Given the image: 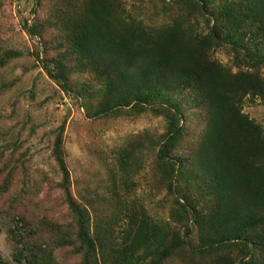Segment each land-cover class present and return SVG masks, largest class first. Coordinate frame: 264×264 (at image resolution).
Masks as SVG:
<instances>
[{
    "label": "trees",
    "instance_id": "trees-1",
    "mask_svg": "<svg viewBox=\"0 0 264 264\" xmlns=\"http://www.w3.org/2000/svg\"><path fill=\"white\" fill-rule=\"evenodd\" d=\"M30 1L22 20L40 42L35 65L86 118L161 117L164 132L129 137L112 151L116 172L101 186L110 209L97 211L73 196L66 121L53 130L47 151L75 222L58 225L40 209L24 214L27 196L44 186L10 193L19 176L42 170L29 150L21 153L16 127L0 129V199L8 196L0 214L22 224L8 231L13 262L64 264L56 252L71 248L77 264H264V125L243 113L247 101L264 105V0ZM23 57L2 41L0 72ZM145 145L151 162L142 181L168 206L166 222L133 199ZM0 264L13 263L0 252Z\"/></svg>",
    "mask_w": 264,
    "mask_h": 264
},
{
    "label": "rangeland",
    "instance_id": "rangeland-1",
    "mask_svg": "<svg viewBox=\"0 0 264 264\" xmlns=\"http://www.w3.org/2000/svg\"><path fill=\"white\" fill-rule=\"evenodd\" d=\"M10 1L0 0V44L2 41L12 43L22 51L24 57L0 72V129L8 132L16 127V133L19 131L21 141L25 143L21 153L29 150L34 170H42L41 174L36 173L29 179L23 175L19 176L14 181L10 193L19 197L25 188L29 189L32 185L44 186L34 191L35 196L30 194L27 196L32 199L31 206L28 205L32 210L24 213L26 217L40 209L44 213L42 215L48 214L46 217L49 222L54 220L58 225H73L74 220L66 215L68 211L62 193L56 188L60 178L47 151L50 141L47 136L66 121L65 148L74 181L73 196L88 209L92 206L97 211H102L110 209V205L101 198L107 193L101 186L107 179L109 171L116 172L112 151L123 146L129 137L144 136L157 140L163 135L164 120L161 117L142 116L132 121L118 119L103 124L86 118L80 104L61 93L35 65L31 52L40 46V42L25 34L23 24L26 20H22L30 15L32 1L12 0V5ZM123 1L128 6L133 4L131 0ZM215 59L223 65L231 66L229 58L224 53H216ZM12 83L14 85H11ZM4 84L11 85L10 89L6 90ZM243 113L258 124L264 125V105L260 101L245 102ZM22 123L26 124V128H23L25 125ZM91 130H95L94 134H91ZM149 154L148 145L136 153V156L141 157L144 169L132 177L137 181L133 199L137 197L154 220L166 222L168 206L167 209L164 208L162 197L152 193L142 181V175L151 162ZM53 175L56 176V180L54 185H51L49 182ZM45 179L50 181L47 182ZM7 198L8 196L4 195L0 203ZM31 218L34 219L33 224L39 223V216ZM17 221V218L12 220L8 215L0 214V252L4 259L13 264L16 263L12 260L13 252L10 249L11 238L8 231L22 227ZM55 257L64 264L78 262L71 248L57 251Z\"/></svg>",
    "mask_w": 264,
    "mask_h": 264
}]
</instances>
